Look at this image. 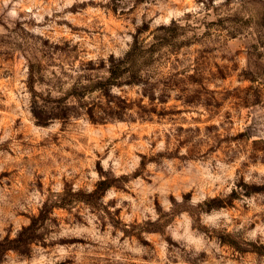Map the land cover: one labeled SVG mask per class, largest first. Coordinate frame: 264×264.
Listing matches in <instances>:
<instances>
[{
    "label": "rangeland",
    "instance_id": "1",
    "mask_svg": "<svg viewBox=\"0 0 264 264\" xmlns=\"http://www.w3.org/2000/svg\"><path fill=\"white\" fill-rule=\"evenodd\" d=\"M136 37L157 99L37 122ZM0 264H264V0H0Z\"/></svg>",
    "mask_w": 264,
    "mask_h": 264
},
{
    "label": "trees",
    "instance_id": "2",
    "mask_svg": "<svg viewBox=\"0 0 264 264\" xmlns=\"http://www.w3.org/2000/svg\"><path fill=\"white\" fill-rule=\"evenodd\" d=\"M174 24V23H173ZM169 27H162L170 29ZM139 33L142 32V28L138 29ZM165 40L164 38H161ZM162 44L160 40L158 44H151L149 47H145L139 42L138 37L132 47L126 52L124 57L115 58L111 56L108 72L109 76L104 81H98L94 86L89 87V85H81V90L76 91L75 89L70 93L72 97L77 99L79 106L76 105H61L58 107H37L33 110L34 116L37 122L40 124H46L49 120L58 119H68L79 114L82 111L88 115V118L93 122H103L109 119H122L132 106V102H129L126 98H118L111 95L109 87L114 85H133L140 84L144 86L145 94L148 93L152 102L157 99L155 92L152 90L150 93L148 86L153 87L154 82L151 81L152 75L144 73L145 69L142 66H148L152 63V53L156 50V47ZM150 56L149 58L147 56ZM147 72V71H145ZM157 82V81H156ZM101 91L106 97V102L99 104H92L86 100V96L91 91ZM66 99V98H65ZM163 99V97H162ZM164 100V99H163ZM143 117L145 116V111L149 110L152 112H157V107L152 106L150 109L147 107H141ZM25 229V228H24ZM30 240V239H29ZM26 239L24 243L29 244L30 241Z\"/></svg>",
    "mask_w": 264,
    "mask_h": 264
}]
</instances>
